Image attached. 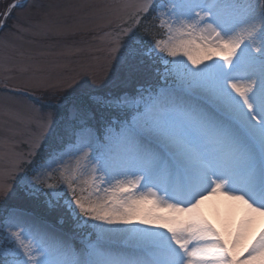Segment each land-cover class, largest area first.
<instances>
[{
	"label": "snow or ice",
	"instance_id": "obj_1",
	"mask_svg": "<svg viewBox=\"0 0 264 264\" xmlns=\"http://www.w3.org/2000/svg\"><path fill=\"white\" fill-rule=\"evenodd\" d=\"M29 8L0 56V264H264V0ZM38 41L102 56L48 84ZM217 195L244 209L227 235Z\"/></svg>",
	"mask_w": 264,
	"mask_h": 264
},
{
	"label": "rangeland",
	"instance_id": "obj_2",
	"mask_svg": "<svg viewBox=\"0 0 264 264\" xmlns=\"http://www.w3.org/2000/svg\"><path fill=\"white\" fill-rule=\"evenodd\" d=\"M13 0H0V16L5 11V7L8 4V2ZM104 2V0H25L24 7L23 8H15L12 11L11 17L7 22V27L4 28L2 31H0V56L3 54V40L6 36V34H9L11 31H13V25L17 22V20H27L29 19V12H30V5L36 4V3H44V4H50L53 6H57V11L60 12H71L74 10L75 6L85 4V3H101ZM12 39V37H9ZM17 44H20V41H16ZM74 46L76 47H86L87 45H92L93 47L100 46V41L98 39H93L92 35H88L85 33H78L72 41H70ZM52 42L48 41H38L35 44L28 45L24 44V48L31 52L32 55L36 57V59L40 62L41 67L44 69V71L41 73L46 78V83L48 84H58L60 77L62 75H66L70 73L73 69L77 67V63L79 61H82L84 59H90L92 55L96 56H102V53L96 52V53H88L83 52L79 54H75L72 56H66L62 55L64 52V48L61 46H51ZM3 72L0 70V81L3 79ZM4 90L2 88V84H0V93H2ZM11 91V89H9ZM29 94L35 97L39 96V92L33 93L31 91H28ZM29 94H26L29 95ZM25 95L23 93H20L17 95V98L21 101L24 99ZM3 105V96L0 95V108H2ZM20 111H24L23 107L17 106ZM3 120L2 111H0V121ZM26 145H21V148L26 150ZM214 209V208H213ZM164 207H160L155 209V211L158 214L162 215V212L164 211ZM216 212V210L214 209ZM215 214L212 215V211L210 212H204L203 217L206 218L210 223H212L217 229L221 230L226 235L232 231H234L237 227L238 221L235 220L234 222V228L230 227L232 223L229 225L228 230H226L225 226H221V223H217V220H215L214 217ZM220 218V214L218 213ZM233 214L231 215V212H228V217L231 219ZM229 219V220H230ZM220 222V220H219ZM258 226V225H257ZM259 227V226H258ZM262 225H260V228Z\"/></svg>",
	"mask_w": 264,
	"mask_h": 264
},
{
	"label": "bare ground",
	"instance_id": "obj_3",
	"mask_svg": "<svg viewBox=\"0 0 264 264\" xmlns=\"http://www.w3.org/2000/svg\"><path fill=\"white\" fill-rule=\"evenodd\" d=\"M216 212L214 211V209ZM162 212V215H167V209ZM212 211V215H214L215 220H217V223H221V226H225L226 230L230 229V227L234 228V222L235 220L238 221L237 226L240 224L241 220L244 218V209L243 206L238 204L237 202L230 201L226 197L217 195L214 197H211L205 201H203L199 207V212L201 215H203L204 212H210ZM228 212H231V215L233 214L232 218L230 219L228 217ZM220 214V218L218 219ZM230 219V220H229ZM220 220V222H219ZM259 227H258V226ZM260 225L264 227V217H260L257 219L255 229L258 230L260 228Z\"/></svg>",
	"mask_w": 264,
	"mask_h": 264
}]
</instances>
